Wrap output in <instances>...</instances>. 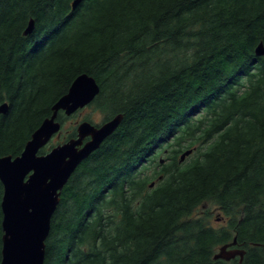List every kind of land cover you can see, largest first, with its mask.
I'll return each mask as SVG.
<instances>
[{
    "label": "trees",
    "instance_id": "obj_1",
    "mask_svg": "<svg viewBox=\"0 0 264 264\" xmlns=\"http://www.w3.org/2000/svg\"><path fill=\"white\" fill-rule=\"evenodd\" d=\"M75 1L0 0V158L82 74L123 115L61 192L44 264H264V0ZM234 240L243 262L215 260Z\"/></svg>",
    "mask_w": 264,
    "mask_h": 264
},
{
    "label": "water",
    "instance_id": "obj_2",
    "mask_svg": "<svg viewBox=\"0 0 264 264\" xmlns=\"http://www.w3.org/2000/svg\"><path fill=\"white\" fill-rule=\"evenodd\" d=\"M81 2L76 0L73 9ZM33 31L34 22L30 21L24 34L31 35ZM256 55L264 57L263 43L257 46ZM99 93V85L93 77L87 74L78 76L68 93L54 105L52 116L32 134L22 154L15 158H0V182L3 186L1 264H44L46 241L61 192L77 168L119 128L123 115L100 125L83 121L77 126L76 137L53 147L46 154H40V151L61 131L60 111L71 116L91 105ZM7 111V103L0 105V114ZM190 153L186 152L182 160ZM245 254L246 250L237 247L234 240L220 247L214 259L231 262L239 258V263H242Z\"/></svg>",
    "mask_w": 264,
    "mask_h": 264
},
{
    "label": "rangeland",
    "instance_id": "obj_3",
    "mask_svg": "<svg viewBox=\"0 0 264 264\" xmlns=\"http://www.w3.org/2000/svg\"><path fill=\"white\" fill-rule=\"evenodd\" d=\"M63 116L65 117V119L63 123H61L62 125L61 131L57 135H55L52 138V140L48 143V145L44 147L40 152L45 151L48 153L53 147L67 142L69 140V139L67 140L68 134L72 131L74 127H76L77 129V126L81 122L86 121L85 120L86 118H88L89 119L88 121H91V123L94 125L102 124L105 118L104 114L101 111L95 109L94 106L92 105L86 106L85 108L78 110L71 116H66L65 113H63ZM157 159L160 160V162H163L165 157L159 156ZM181 160H182V157H181ZM183 161L184 160H182L181 162ZM150 169L152 170L151 166H150ZM155 169H157L156 166H155ZM152 185H151V188L155 186L154 183ZM195 215L196 216L208 215L210 225H213L215 227H220L222 225H225L226 220L224 218V215L221 213V211H219L213 205H210V206L207 205L205 208H199Z\"/></svg>",
    "mask_w": 264,
    "mask_h": 264
}]
</instances>
